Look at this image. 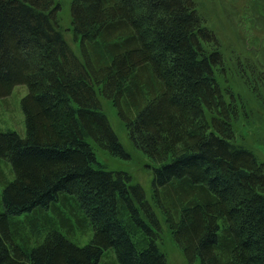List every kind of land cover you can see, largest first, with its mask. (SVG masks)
<instances>
[{"label": "trees", "instance_id": "16d2710c", "mask_svg": "<svg viewBox=\"0 0 264 264\" xmlns=\"http://www.w3.org/2000/svg\"><path fill=\"white\" fill-rule=\"evenodd\" d=\"M69 7L72 41L63 0H0V100L27 88L26 134L0 130L13 172L0 180V264H100L109 251L168 264L144 188L97 157L95 146L128 156L102 97L153 159L154 202L187 261L264 264V161L236 138L228 61L197 2ZM259 64L237 67L247 85L264 80ZM88 228V243L72 240Z\"/></svg>", "mask_w": 264, "mask_h": 264}, {"label": "rangeland", "instance_id": "374dc122", "mask_svg": "<svg viewBox=\"0 0 264 264\" xmlns=\"http://www.w3.org/2000/svg\"><path fill=\"white\" fill-rule=\"evenodd\" d=\"M195 1L218 37L220 50L228 61V70L221 74V80L225 85H229V81H231L232 88L235 89L233 90L236 93L237 101L230 114L233 125H235L236 138L238 141L256 148L260 159L264 161V80L257 85L250 83L247 85L237 69L239 65L252 62L261 63L259 65L261 69H264V0ZM69 2L70 0H63V8L59 11L58 17L62 25L67 26V36L72 41V17ZM72 43L78 50V43L76 41ZM224 74L229 76L225 79ZM26 93L27 88L19 85L0 100V130H13L22 136L26 134L25 115L21 106V99ZM102 102L111 126L129 157L114 156L95 146L99 161L109 169L127 171L132 176V182L139 183L144 188L147 197L153 202V207L159 215L162 226L159 247L165 253L168 264H197L187 261L183 249L173 238L165 215L154 202L151 190L153 167L155 166L153 159L134 145L128 128L111 101L102 97ZM5 177H13L11 164L5 159H0V180H4ZM2 188L3 184H0V191ZM28 233L30 232L28 231ZM92 234L90 228L82 232L77 229L72 240L83 245L88 243ZM30 239L34 245L36 238L30 237ZM110 258L118 261L114 251H109L100 264H120L119 261L116 263Z\"/></svg>", "mask_w": 264, "mask_h": 264}]
</instances>
